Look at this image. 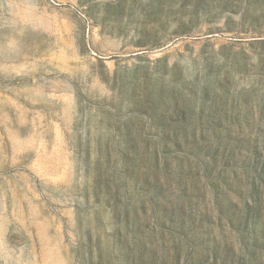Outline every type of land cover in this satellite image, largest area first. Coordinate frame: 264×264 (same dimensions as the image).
<instances>
[{
	"label": "rangeland",
	"instance_id": "rangeland-1",
	"mask_svg": "<svg viewBox=\"0 0 264 264\" xmlns=\"http://www.w3.org/2000/svg\"><path fill=\"white\" fill-rule=\"evenodd\" d=\"M0 264H264V0H0Z\"/></svg>",
	"mask_w": 264,
	"mask_h": 264
},
{
	"label": "bare ground",
	"instance_id": "bare-ground-1",
	"mask_svg": "<svg viewBox=\"0 0 264 264\" xmlns=\"http://www.w3.org/2000/svg\"><path fill=\"white\" fill-rule=\"evenodd\" d=\"M203 31V30H202ZM204 32V31H203ZM210 33V32H209ZM193 34V33H192ZM189 35V34H188ZM182 36V35H181ZM190 36V35H189ZM207 36V35H206ZM180 37V36H179ZM191 37V36H190ZM206 40V39H205ZM210 40V39H209ZM208 40V41H209ZM219 41V40H218ZM191 43H192V40L190 41ZM212 42H214L213 40H212ZM217 42V41H216ZM220 42V41H219Z\"/></svg>",
	"mask_w": 264,
	"mask_h": 264
}]
</instances>
